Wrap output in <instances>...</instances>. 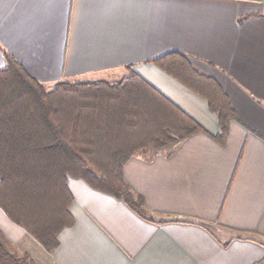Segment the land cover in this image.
<instances>
[{"label": "crops", "instance_id": "1", "mask_svg": "<svg viewBox=\"0 0 264 264\" xmlns=\"http://www.w3.org/2000/svg\"><path fill=\"white\" fill-rule=\"evenodd\" d=\"M172 52L230 98L239 120L226 144L196 134L171 157L125 164L156 222L70 178L75 223L41 264H264V0H0V69L12 54L46 87L114 82L131 70L217 135L207 101L153 64ZM0 229L12 244H33L1 209Z\"/></svg>", "mask_w": 264, "mask_h": 264}, {"label": "trees", "instance_id": "2", "mask_svg": "<svg viewBox=\"0 0 264 264\" xmlns=\"http://www.w3.org/2000/svg\"><path fill=\"white\" fill-rule=\"evenodd\" d=\"M5 61L0 69V208L50 253L59 247L60 233L75 223L70 178L83 179L155 221L160 213L149 212L143 197L132 191L125 164L163 152L171 157L196 134L224 146L230 123L239 120L218 80L180 52L153 64L207 101L218 118L217 135L134 71L114 82H62L48 88L14 55L6 54ZM184 221L211 230L208 221ZM31 261L14 254L0 231V264Z\"/></svg>", "mask_w": 264, "mask_h": 264}, {"label": "rangeland", "instance_id": "3", "mask_svg": "<svg viewBox=\"0 0 264 264\" xmlns=\"http://www.w3.org/2000/svg\"><path fill=\"white\" fill-rule=\"evenodd\" d=\"M48 88H51V87H48ZM83 180V179H82ZM1 209V208H0ZM2 210V209H1ZM3 211V210H2ZM4 212V211H3ZM4 214H5V212H4ZM5 216L8 218V216L5 214ZM8 220L12 223V224H14L15 226H17V227H20V226H18V225H16L15 223H13L9 218H8ZM20 228H22V227H20ZM25 232H26V234L29 236V237H31V240L33 241V244L32 245H26L27 246V250L26 251H23V248L20 246V244H17L16 242H14L13 244H12V242H11V240L5 235V233L0 229V231L4 234V236L6 237V239L9 241V243H10V248H11V251L14 253V254H16V255H18V256H24V255H27V256H29V258H30V261L32 262V264H41L40 262H41V260H40V258H41V255H43V254H45V255H47V256H50V255H52V254H54L55 252H53V253H50L49 251H47L39 242H37L30 234H28V232L24 229V228H22ZM62 233V232H61ZM60 233V234H61ZM60 236V235H59ZM59 239V238H58ZM60 243V242H59ZM12 246V247H11ZM57 250V249H56ZM34 257V258H33ZM36 257H37V259H36ZM35 260H36V263H35Z\"/></svg>", "mask_w": 264, "mask_h": 264}]
</instances>
